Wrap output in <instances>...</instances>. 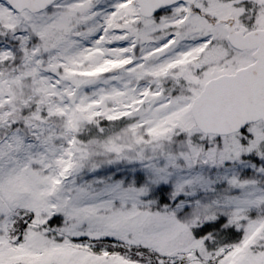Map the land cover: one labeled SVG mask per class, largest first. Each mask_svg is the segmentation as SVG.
<instances>
[{
    "label": "snow or ice",
    "instance_id": "snow-or-ice-1",
    "mask_svg": "<svg viewBox=\"0 0 264 264\" xmlns=\"http://www.w3.org/2000/svg\"><path fill=\"white\" fill-rule=\"evenodd\" d=\"M0 264H264V0H0Z\"/></svg>",
    "mask_w": 264,
    "mask_h": 264
}]
</instances>
